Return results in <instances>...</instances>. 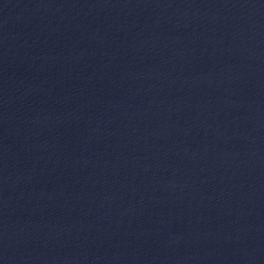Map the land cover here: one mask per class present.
Listing matches in <instances>:
<instances>
[{"label":"water","instance_id":"95a60500","mask_svg":"<svg viewBox=\"0 0 264 264\" xmlns=\"http://www.w3.org/2000/svg\"><path fill=\"white\" fill-rule=\"evenodd\" d=\"M0 264H264V0H0Z\"/></svg>","mask_w":264,"mask_h":264}]
</instances>
